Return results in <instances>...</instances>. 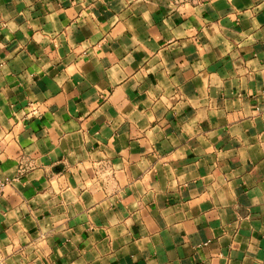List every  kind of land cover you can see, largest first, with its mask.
<instances>
[{"label": "crops", "instance_id": "0c3cea01", "mask_svg": "<svg viewBox=\"0 0 264 264\" xmlns=\"http://www.w3.org/2000/svg\"><path fill=\"white\" fill-rule=\"evenodd\" d=\"M0 264H264V0H0Z\"/></svg>", "mask_w": 264, "mask_h": 264}, {"label": "built area", "instance_id": "2783aa9c", "mask_svg": "<svg viewBox=\"0 0 264 264\" xmlns=\"http://www.w3.org/2000/svg\"><path fill=\"white\" fill-rule=\"evenodd\" d=\"M11 184V180L7 178H0V198L3 196L4 189Z\"/></svg>", "mask_w": 264, "mask_h": 264}]
</instances>
